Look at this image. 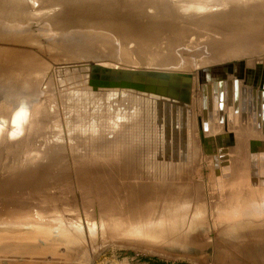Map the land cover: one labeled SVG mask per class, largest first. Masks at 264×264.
Listing matches in <instances>:
<instances>
[{
  "label": "rangeland",
  "instance_id": "rangeland-1",
  "mask_svg": "<svg viewBox=\"0 0 264 264\" xmlns=\"http://www.w3.org/2000/svg\"><path fill=\"white\" fill-rule=\"evenodd\" d=\"M199 85L203 87L204 82L198 78V93ZM70 93L65 117L72 152L102 158L73 161L68 170L73 188L66 179V166L70 163H65L66 152L61 137L56 142L57 151L63 155L59 162H53L55 159L48 154L38 153L39 149L34 146L0 150V180L7 177V187L9 184L15 186L13 196L5 198L0 195V211L8 208L7 212L0 213V264H264V184H260L264 181V162L261 169L251 171L256 165L251 152L256 148L249 147L251 142L248 141L249 145L242 140L246 139V134L240 136L238 126L232 127L233 133L219 139L237 149L229 153V168H226L227 162L218 156L216 165L219 164L217 168L221 176L218 179L221 182L217 183L210 155L212 140L208 148L205 128L200 115L197 116L205 141L207 169V189L202 190L201 176L189 172L187 167L161 164H186L191 158L193 140L186 124V113L179 115L175 123L170 107L158 108L156 101L151 104L121 93ZM1 123L0 136L3 137L7 121ZM26 132L36 134L37 131L30 126L18 130L19 134ZM219 141L214 142L212 149L220 148ZM45 145L49 146L47 142ZM124 146L133 147V157L137 160L131 166L133 177L120 174L119 160L110 158L120 155ZM81 161L91 168L82 175L78 171ZM58 168L62 171L59 184L54 181L59 177ZM168 173L175 179L161 176ZM87 177L91 181L104 179V182L122 185L167 182L188 187L191 198L187 197L176 205V212H180L184 220L183 227L170 228L174 234L163 229L156 232L158 237L155 238L158 228L172 226L165 215L172 208L158 207L153 218H150L152 213L150 216L125 218L104 213L97 203L86 205L80 180ZM45 181L54 185L55 190H62L65 203L62 208L57 201H52L53 204L47 202L45 196L48 197L49 193L37 199L38 184L41 186ZM244 192L256 198L246 200ZM9 201L12 203L9 205H20L19 210L13 211Z\"/></svg>",
  "mask_w": 264,
  "mask_h": 264
},
{
  "label": "bare ground",
  "instance_id": "bare-ground-1",
  "mask_svg": "<svg viewBox=\"0 0 264 264\" xmlns=\"http://www.w3.org/2000/svg\"><path fill=\"white\" fill-rule=\"evenodd\" d=\"M80 1L85 3L89 0ZM115 1L119 4L129 0ZM135 1H139V6L119 7L118 10L123 11L122 14L117 15L116 12L111 13L110 11L104 20L121 29L136 23L142 24L144 28H148V33L152 35L146 38L147 42L157 44L160 46L157 49L166 51L159 50L161 52L158 51L157 60L154 56L147 58L146 52H141L146 46L139 44L137 48L140 52L133 53V50H128L126 51L128 55H121L118 59L98 60L87 55V51H78L67 46L69 44H65L67 48H64L38 43L39 45L31 52L26 53L22 59L17 60L13 56L17 60L13 65L15 70L12 72L0 71V92L3 94L1 95L3 98H0V123L7 121L4 125V136H0V150L2 148L3 150L11 149L15 146H34L39 149L38 153L48 154L47 156L51 159H55L53 162H59L58 159L61 160L63 155L61 156L57 151L59 146L56 145V142L61 137L64 140L63 145L66 152L65 163L67 165L68 162L70 163L69 169L75 160L102 158V156L86 154L74 155L72 152L68 120L67 116L65 117L67 108H69L67 101L70 98L71 89L88 85L91 79H96L102 85L118 86L123 83L133 86L136 84L135 86L140 89L154 90L156 93L173 96L171 99L162 97L165 101L149 98L147 101H156L158 108L170 107L171 118L175 123L179 120L182 106H187L190 109L189 114L187 112L189 116L186 124L189 132L191 131L193 140L191 158L189 157L186 164L167 162H161V164L187 167L189 172L192 171L198 174V177L201 176L202 184L200 186L202 185V190H204L207 186L205 141L197 116H202L203 103L207 102L211 92L210 86L207 87L205 84H209L219 75L221 76L219 79H221L232 73L228 78L238 77L242 83L248 82L251 87H263L264 89V0H218L215 2L207 0L211 6L222 7L221 4H226L225 6L230 9L228 14L233 13L226 17L229 21L217 23H215V19L209 17V14L216 11L226 13L224 10H212L214 9L212 8L202 11L205 12L204 15H201V12H195L198 15L192 16V19L177 22L175 17L180 15H176V13L183 8L175 10L172 6L173 3L164 0H151L145 3L143 0ZM213 39L218 44L217 49L210 54H204L205 51L201 46L208 45ZM184 49L192 55H188ZM190 56L195 59H189ZM248 63L253 66H245ZM78 65H81L80 68H76ZM82 67L85 69H81ZM138 78H141L142 83L136 82ZM142 78L149 80L150 83L143 82ZM198 78L200 82H204L203 87L199 85V93L197 90ZM198 109L199 114L197 113ZM169 117L170 115L168 120ZM243 119V115L236 114L234 120L229 121L225 114L224 120L221 121L210 114L208 124L203 125L208 148L211 140L214 146V142L219 141L221 136L227 137L228 133H233L234 128L232 127L236 126L241 130L240 136L246 134V139L242 140H245L247 144H249L248 141L251 142L252 145L249 144V147L258 148V150L263 147L264 133H261L260 130H249V125L242 123ZM27 121L28 124H26ZM54 123H56V127L53 126ZM26 126H30L38 133L26 132L20 133V135L18 130ZM208 128H211L209 132ZM57 130L60 131L57 132ZM224 131L226 132L223 133ZM0 132L2 131L0 130ZM38 137L41 139H37ZM46 142L49 146L45 145ZM244 144L246 146V143ZM213 146H210V149ZM132 152H134L132 146H124L120 155L110 157L111 160L112 158L119 160V170L123 176H134V173H131V166L137 160L134 159ZM78 164V171L81 175L91 169L82 161ZM161 176L170 180L175 179L174 175L170 173ZM103 180L99 181L94 178L91 181L89 178H81L86 205H96L97 203L104 213L125 218L150 216L151 213L153 216L150 218H153L158 207L172 208L168 209L169 211L165 214L167 220L172 222V226L158 228L155 231V238L158 237L156 232L159 233L163 229H166L163 231L174 234L170 228L183 227L184 220L180 217V212H176V205L187 197L191 198L188 187L179 186V184L173 186L174 183L167 182L164 184L142 182L135 185L134 183L122 185ZM248 193L244 192L243 194L246 200L251 198ZM258 199L260 198L258 197ZM155 210L156 212L153 213ZM207 222L208 220L205 221V223ZM209 229H211L210 226Z\"/></svg>",
  "mask_w": 264,
  "mask_h": 264
},
{
  "label": "water",
  "instance_id": "water-1",
  "mask_svg": "<svg viewBox=\"0 0 264 264\" xmlns=\"http://www.w3.org/2000/svg\"><path fill=\"white\" fill-rule=\"evenodd\" d=\"M148 1L151 0H143L144 3ZM164 1L173 3L172 6H174L173 9L175 10H178L177 8H183L181 11L176 13V15H180L175 17L177 22H183L184 19H192V16L198 15L195 14V12H201L200 14L204 15L203 13L205 12L202 11L212 8H214L212 10H224L226 12L221 13L216 11L209 14L210 18L215 19V23L229 21L226 17L233 14H228L230 9L227 8L224 3L221 4L222 7L219 5L211 6V1L215 2L218 0H209L210 2L207 0ZM81 2L82 1L79 2V0H0V71H14V62L22 59L26 53L31 52L33 48H36L37 45H39L38 43L51 44L52 46L64 48L70 46L78 51H87V55L90 57L93 56L98 60L118 59L121 55H128L126 53L128 50H133V53L137 51L140 52L137 46L139 44H143L146 47L143 48L141 52H146L145 55H148L146 56L147 58L154 56L155 60H157V53L161 49H157V47H160L157 44L147 42L148 40H146V38L152 36L148 33V28H144L142 24L136 23L127 26L128 28L125 27V29H121L104 20L108 17L107 15L110 14V11L111 13L116 12L117 15L122 14L123 11L118 10L119 7H129L130 5L139 6V1L136 2L135 0H129L119 4H117L115 0H89L85 3ZM182 14H185L186 16ZM65 44L69 45L65 46ZM217 46L218 44L215 43V40L213 39L208 45H202L201 48L204 49V54H210L217 49ZM184 50L186 52L188 51L186 49ZM161 51L163 52L166 50ZM147 52H150L151 54ZM154 53L156 54L153 55ZM187 53L188 55H192L190 52ZM140 54L142 55V53ZM13 56L16 57L17 60ZM189 59L195 58L190 56ZM9 65L11 66L9 67ZM81 65L76 66V68H80ZM81 69L85 68L82 67ZM219 76L215 78V80L210 81L209 84H205L207 87L210 86L211 92L207 102H205V104L203 103L201 116L202 125L208 124L210 114L217 118V120L221 121L224 120L225 114L227 115L229 121L234 120V115L241 114L244 117L242 123L245 125L247 123L249 125V130H260L261 133H264L263 87H251L250 83H242L241 79L238 77L232 76L228 78L225 76L219 79L221 77ZM142 79L143 82L145 81L150 83L149 80L144 78ZM136 82L142 83L141 78H138ZM89 83L90 84L83 87L72 88L71 91H85L90 94L96 92L104 94L121 93L134 98H142V101H146L148 98L151 100H164L162 97L166 99L173 98L171 95L156 93L154 90L144 88L140 89L139 87L137 88V86H135L136 84H133V86L123 83L118 84V86L108 84L102 85L101 83H98L96 79H91ZM1 95H3L2 92H0V98H3ZM182 107L183 108H180V116L183 112L186 113L185 120L187 123L190 109L187 108V106ZM217 144L220 148H218V150L216 147L210 149V155L212 156L216 180L217 183H219L221 181L218 178L221 176V172L219 167L217 168L219 164L216 165V162H218V159L221 158L224 162H227L226 164L228 165H226V168H229V153L231 151L236 152L237 147L228 146L226 143L220 141ZM230 144L231 143H229V145ZM222 145H225V147H221ZM254 156L256 157L254 158ZM251 158L256 161L255 166L252 164L253 167L251 171L254 169L258 171L262 168V162H264V150H258V148H256V151L254 150L251 152ZM46 164L49 163H45V165ZM45 165L42 168H45ZM66 169V171H68L71 167L69 169V167L66 166ZM61 172L62 171L59 169L57 171L59 177L54 179V181L57 180V184L61 181ZM67 173L68 176L66 179L70 186L74 188L75 186L72 184V179L69 177V171ZM225 176H227V174ZM251 177L253 178L252 172ZM6 180L7 177L4 181L0 180V184H2L0 185V195L8 198L13 196L14 189L12 188L15 186L9 184V187H7L8 182H6ZM30 180L32 179L30 178ZM18 182L22 184L24 181ZM263 182L264 181L262 180L260 184L263 185ZM38 185V200L41 199L44 193H49L48 197L45 196L48 200L47 202H50L49 204H53L52 201H57L60 208H62L65 204L62 199V190H55L54 188L56 187L54 185H50L46 181L45 183H42L41 186L40 183ZM52 189L54 190L53 192H51ZM9 204H12L11 201L8 202V205ZM9 206H12L13 211L19 210L20 207V205ZM7 210L8 208L6 207L2 209L0 213H3V211L7 212Z\"/></svg>",
  "mask_w": 264,
  "mask_h": 264
}]
</instances>
